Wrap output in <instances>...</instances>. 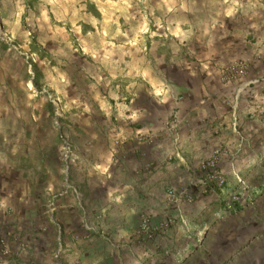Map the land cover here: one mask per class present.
Wrapping results in <instances>:
<instances>
[{"label":"crops","instance_id":"1","mask_svg":"<svg viewBox=\"0 0 264 264\" xmlns=\"http://www.w3.org/2000/svg\"><path fill=\"white\" fill-rule=\"evenodd\" d=\"M143 1L148 37L137 0L44 17L68 160L46 100L0 81V264H264V0Z\"/></svg>","mask_w":264,"mask_h":264},{"label":"rangeland","instance_id":"2","mask_svg":"<svg viewBox=\"0 0 264 264\" xmlns=\"http://www.w3.org/2000/svg\"><path fill=\"white\" fill-rule=\"evenodd\" d=\"M71 1L80 2V0L78 2L77 0H69V2ZM81 1L78 3L79 7L82 8L81 13L91 15L97 21L102 19L101 12L106 11L103 6L105 0ZM111 1L116 2L118 7L125 0ZM132 1L133 3L128 2L127 4L134 8L136 6L134 5L135 0ZM137 2L138 7L141 6L143 10L147 23V30L143 36L148 37L153 26L147 10L148 3L142 2V0H137ZM75 3L73 7H75ZM105 5L110 6L111 4L105 3ZM64 7L63 0H0V81L15 73L24 76L26 88L35 99L46 100L51 111V117H53L57 129L61 133L62 139H64L62 128L68 118V111L62 97L49 87L41 72L42 70H52L55 64L52 57L56 51L53 49L54 47L57 48L56 42L63 40L62 36L53 37L45 31L44 17H51L49 22L56 23L55 15L61 13ZM38 28H41V31L39 29L40 35L36 32ZM71 30L72 32L69 30L67 32V42L72 47H76L81 54H85L80 46L79 35L74 29ZM53 102H60L62 114L58 113Z\"/></svg>","mask_w":264,"mask_h":264},{"label":"built area","instance_id":"3","mask_svg":"<svg viewBox=\"0 0 264 264\" xmlns=\"http://www.w3.org/2000/svg\"><path fill=\"white\" fill-rule=\"evenodd\" d=\"M250 70H251V66H250V63L247 61H238L234 64L226 66L222 71L223 82H225V83L238 82V81L244 79L249 74ZM53 103L55 104L56 110L58 111V113L62 114L60 102H53ZM62 140L64 143L65 154H66L67 160H68L69 156L71 154V147L66 142L65 139H62ZM208 166H210L213 169V171H216L215 162L212 164H209ZM213 179H214V181H217L219 183H223L222 179H219L218 176L214 175ZM5 254H8V252L6 251Z\"/></svg>","mask_w":264,"mask_h":264}]
</instances>
